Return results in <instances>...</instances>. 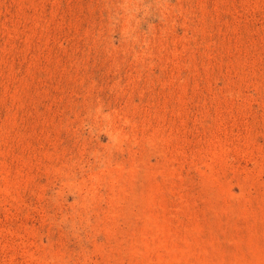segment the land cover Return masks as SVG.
Returning <instances> with one entry per match:
<instances>
[{
    "label": "rangeland",
    "instance_id": "374dc122",
    "mask_svg": "<svg viewBox=\"0 0 264 264\" xmlns=\"http://www.w3.org/2000/svg\"><path fill=\"white\" fill-rule=\"evenodd\" d=\"M0 264H264V0H0Z\"/></svg>",
    "mask_w": 264,
    "mask_h": 264
}]
</instances>
